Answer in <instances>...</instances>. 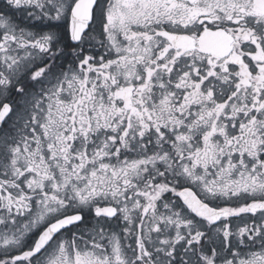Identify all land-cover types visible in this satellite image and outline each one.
<instances>
[{
	"label": "snow or ice",
	"instance_id": "6c2138e0",
	"mask_svg": "<svg viewBox=\"0 0 264 264\" xmlns=\"http://www.w3.org/2000/svg\"><path fill=\"white\" fill-rule=\"evenodd\" d=\"M0 264H264V0H5Z\"/></svg>",
	"mask_w": 264,
	"mask_h": 264
},
{
	"label": "flooded vegetation",
	"instance_id": "af4514ba",
	"mask_svg": "<svg viewBox=\"0 0 264 264\" xmlns=\"http://www.w3.org/2000/svg\"><path fill=\"white\" fill-rule=\"evenodd\" d=\"M5 0H0V8H2L4 6ZM24 23H28V21L26 19L23 20Z\"/></svg>",
	"mask_w": 264,
	"mask_h": 264
},
{
	"label": "rangeland",
	"instance_id": "374dc122",
	"mask_svg": "<svg viewBox=\"0 0 264 264\" xmlns=\"http://www.w3.org/2000/svg\"><path fill=\"white\" fill-rule=\"evenodd\" d=\"M3 3H5V2H3ZM3 8V7H2Z\"/></svg>",
	"mask_w": 264,
	"mask_h": 264
}]
</instances>
